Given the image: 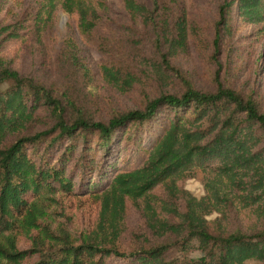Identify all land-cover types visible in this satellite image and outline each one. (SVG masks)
Instances as JSON below:
<instances>
[{
  "label": "trees",
  "instance_id": "16d2710c",
  "mask_svg": "<svg viewBox=\"0 0 264 264\" xmlns=\"http://www.w3.org/2000/svg\"><path fill=\"white\" fill-rule=\"evenodd\" d=\"M123 2L135 31L123 39L110 33L96 38L108 55L100 68L104 78L130 90L139 80L136 69L145 65L180 74L171 57L189 45L184 1ZM40 3L33 17L39 37L60 7L77 15L84 38L92 37L102 21L103 0ZM234 4L244 20L264 22V0H223L212 53L219 68L222 35L233 34ZM28 43L24 19L0 24V85L10 82L0 88V254L5 264H264V111L251 96L218 77L213 91L185 78L180 93L162 92L143 107L104 121L11 66L9 54ZM69 47L79 60L78 43L70 40ZM41 106L48 109V120L38 113ZM37 118L43 127L34 124ZM55 150L61 151L56 159ZM198 169L205 172L200 196L179 183ZM159 185L162 192L155 190ZM48 199L69 200L94 212L81 238L45 223ZM129 201L141 209L147 232L133 235L127 247L122 237ZM238 208L250 210L260 225L229 229L223 220ZM24 236L32 245L22 249L17 240Z\"/></svg>",
  "mask_w": 264,
  "mask_h": 264
},
{
  "label": "rangeland",
  "instance_id": "374dc122",
  "mask_svg": "<svg viewBox=\"0 0 264 264\" xmlns=\"http://www.w3.org/2000/svg\"><path fill=\"white\" fill-rule=\"evenodd\" d=\"M183 1L188 9L191 27L189 45L186 50L171 57V63L180 70V74L171 69L159 72L152 65H145L136 69L139 80L130 90H121L104 78L100 68L107 61L108 55L96 41L100 33L114 34L122 39L129 35L132 19L123 0H103L102 21L90 38H84L79 33L77 15L68 13L61 7L51 24L43 30V34L37 36L33 30V17L41 0H0V24L24 19L28 25V45H23L17 52L9 54L11 66L20 75L32 77L53 87L55 94L74 99L79 108L104 121L131 108H141L149 99L162 92L180 93L184 89L185 78L204 91H213L218 86V77L224 85L235 88L245 96H251L264 111V22L244 20L237 12L235 4L232 6L233 34L222 35V65L219 68L212 53L219 5L223 0ZM70 40L76 41L81 49L79 60L73 58L69 47ZM84 65L89 67L90 73L86 72ZM9 85V81H4L0 88L4 89ZM43 107L39 108L38 113L45 114V119L48 120L51 115ZM34 124L37 127L44 126L40 118ZM130 147L131 144H128L122 153H127ZM60 152L55 150V159ZM95 155L98 158L101 152H96ZM72 166L73 162L69 163L68 169ZM204 176L205 172L198 169L193 175L181 178L179 183L200 196L205 192ZM78 182L77 175L75 183ZM162 188L159 185L155 190L162 192ZM60 200H45V223L53 229L65 227L74 238H81L92 222L94 212L72 201ZM215 215L217 213L210 216L213 218ZM126 222L127 229L122 239L123 244L129 247L133 235L139 233L142 236L147 232L143 213L132 201L128 202ZM223 222L229 229L248 228L261 223L245 208L233 210ZM262 223L264 224V220ZM17 243L22 249L32 245V241L26 236L18 238ZM197 253L192 252L193 255ZM3 259L0 254V264H5Z\"/></svg>",
  "mask_w": 264,
  "mask_h": 264
}]
</instances>
